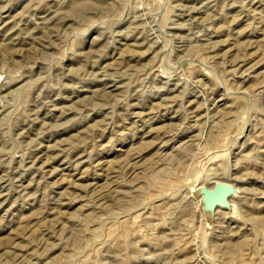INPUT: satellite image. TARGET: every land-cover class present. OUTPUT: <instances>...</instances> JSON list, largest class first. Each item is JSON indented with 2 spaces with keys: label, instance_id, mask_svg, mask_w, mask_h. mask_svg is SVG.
I'll return each instance as SVG.
<instances>
[{
  "label": "rangeland",
  "instance_id": "obj_1",
  "mask_svg": "<svg viewBox=\"0 0 264 264\" xmlns=\"http://www.w3.org/2000/svg\"><path fill=\"white\" fill-rule=\"evenodd\" d=\"M0 264H264V0H0Z\"/></svg>",
  "mask_w": 264,
  "mask_h": 264
}]
</instances>
